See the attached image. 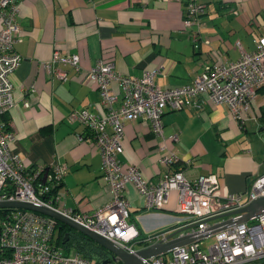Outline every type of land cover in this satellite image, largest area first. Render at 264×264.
Segmentation results:
<instances>
[{
  "label": "crops",
  "instance_id": "1",
  "mask_svg": "<svg viewBox=\"0 0 264 264\" xmlns=\"http://www.w3.org/2000/svg\"><path fill=\"white\" fill-rule=\"evenodd\" d=\"M203 2L202 40L195 48L191 31L182 25L183 1L18 0L20 30L15 50L22 61L10 76L14 104L0 123L13 132L9 148L26 164L68 166L59 190L64 207L90 215L112 199L102 176L101 154L89 131L67 119L74 110L104 112L96 84L86 77L99 59L110 61L123 75L140 77L145 70L158 69L155 83L171 88L191 83L206 65L237 60L238 42L250 52L264 37V0ZM56 49L77 54L80 73L63 66L68 79L50 77L41 63ZM112 88L117 90L116 83ZM262 112L264 88L257 90L251 113L243 122L235 119L224 103L205 100L200 110L166 109L162 116L165 145L177 158L171 166L159 162L160 139L151 133L147 122L125 121L118 155L121 167L125 170L136 165L142 178L153 183L167 171L181 170L188 179L211 174L217 178L218 196L242 194L252 179L264 172ZM174 134L176 142L171 138ZM124 195L128 222L137 228L139 239L180 223L174 191L162 209L147 208L133 183L126 184ZM143 241H133L132 248L157 240ZM72 253L80 255L75 251L67 254ZM117 263L121 262L113 264Z\"/></svg>",
  "mask_w": 264,
  "mask_h": 264
},
{
  "label": "built area",
  "instance_id": "2",
  "mask_svg": "<svg viewBox=\"0 0 264 264\" xmlns=\"http://www.w3.org/2000/svg\"><path fill=\"white\" fill-rule=\"evenodd\" d=\"M183 1L182 25L191 31L196 48L201 42L200 28L206 13L203 0ZM20 26L18 0H0V119L14 104L10 79L22 61L15 50ZM240 55L235 61L223 60L206 65L191 83L162 88L155 83L158 69L143 71L140 77L123 75L110 61L99 59L88 69L87 80L96 84L103 113L87 109L74 110L67 119L79 122L89 131L101 154L102 176L112 194L110 202L90 215L73 212L61 203L60 185L68 171L65 163L31 166L9 148L14 134L0 123V201H22L51 208L74 222L97 232L134 253L133 241L149 244L167 241L168 235L190 236L193 240L162 254L143 258V264H264V212L249 221L224 225L220 214L240 209L250 201L264 197V172L255 176L244 193L218 196L215 175L188 179L183 171H167L156 183L142 178L136 165L122 169L118 155L122 151L125 121L141 119L159 138V162L171 166L177 158L165 145L162 116L166 109L200 110L206 101L228 106L231 115L243 122L251 113L257 90L264 88V37L255 42L253 51H245L237 43ZM52 78L68 79L69 67L81 71L79 56L54 50L48 61L41 63ZM116 83L117 90H113ZM118 102L117 106L114 104ZM177 141L176 134L171 136ZM133 183L149 209H162L176 193V211L180 223L152 237L139 239L137 228L128 222L125 187ZM57 190L52 191L54 188ZM8 209L0 215V264H91L78 254H65L51 243L57 220L27 209ZM214 237L203 250L200 241ZM155 238V239H154ZM154 242V241H153Z\"/></svg>",
  "mask_w": 264,
  "mask_h": 264
},
{
  "label": "water",
  "instance_id": "3",
  "mask_svg": "<svg viewBox=\"0 0 264 264\" xmlns=\"http://www.w3.org/2000/svg\"><path fill=\"white\" fill-rule=\"evenodd\" d=\"M1 208H20L35 211L50 216L57 221L67 224L71 228L83 233L84 235H87L95 242L106 248L111 254V259H100L98 264H113L117 261L121 262L122 264H143V258L162 254L163 252H167L178 246H183L184 244H187L193 240V238L190 236H175L179 233V231H176L168 235L167 241L157 240L145 247L136 249L134 253H131L120 247L115 242L103 237L102 235L88 229L83 225L74 222L70 218L51 208L22 201H0V209ZM262 212H264V197H259L250 201L247 205L240 209L220 214L215 218L221 219L222 221L220 223L228 226L249 221Z\"/></svg>",
  "mask_w": 264,
  "mask_h": 264
},
{
  "label": "trees",
  "instance_id": "4",
  "mask_svg": "<svg viewBox=\"0 0 264 264\" xmlns=\"http://www.w3.org/2000/svg\"><path fill=\"white\" fill-rule=\"evenodd\" d=\"M263 115L264 113L262 112L261 116ZM7 129L9 128L7 127ZM57 188L58 187L54 188L52 191L55 192ZM6 210L8 209L1 208L0 215L6 212ZM51 243L54 247L64 250L66 254L75 251L84 258L89 261H94L95 263H97L99 259H111V254L102 245L60 221L56 223Z\"/></svg>",
  "mask_w": 264,
  "mask_h": 264
},
{
  "label": "rangeland",
  "instance_id": "5",
  "mask_svg": "<svg viewBox=\"0 0 264 264\" xmlns=\"http://www.w3.org/2000/svg\"><path fill=\"white\" fill-rule=\"evenodd\" d=\"M129 220V219H128ZM130 221V220H129ZM214 242V237H208V238H205V239H202L200 241V245L202 247L203 250H206L207 247L212 244ZM135 246H138V244H135Z\"/></svg>",
  "mask_w": 264,
  "mask_h": 264
}]
</instances>
